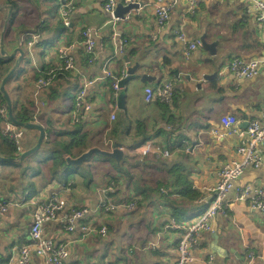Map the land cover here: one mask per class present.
<instances>
[{
	"label": "crops",
	"instance_id": "1",
	"mask_svg": "<svg viewBox=\"0 0 264 264\" xmlns=\"http://www.w3.org/2000/svg\"><path fill=\"white\" fill-rule=\"evenodd\" d=\"M260 1L264 3V0ZM65 2L72 5L69 25L61 33H55V28L42 33L41 45L35 46L37 35L31 32L29 36L32 37L26 43L22 40L17 44L4 41L9 19L7 7L10 5L0 1V41L4 50L11 53L20 47L24 54L20 68L24 60H27L24 64L28 63L12 82L7 83L8 80L5 84L4 90L11 103L16 101L18 105L33 99L37 107L43 105L40 98L43 97L44 105L36 110L39 114L29 122L50 130V136L58 142L69 140V133L79 137L87 130V136L74 149L85 148L84 152L93 147H105L109 125L120 112H125L133 127L129 136H123L126 146L119 142L123 152L130 148L131 137L136 133V121H141V141L149 138L147 142L167 149L169 154L162 158L137 156L139 152L133 154L131 166L138 168L141 175L134 176V171L127 168L132 177H128L126 171L123 175L118 167L120 163L114 160L115 166L113 161L103 157V161L110 164V170L104 175L98 174L100 177L96 176V186L93 187L92 178L88 184L78 176V171L73 175L78 165L68 164L72 165L68 166L72 167L68 169L69 176L65 178L66 173L61 175L65 168H56V159L78 156L70 157L60 152V147L54 148L59 150L58 153H51L52 145L43 142L48 140L44 130L39 149L43 148L45 154L37 160L43 168L30 171V164L23 165L28 157L18 161L21 164L0 163V200L10 203L7 213L0 215V264H19V249L31 244L29 228L34 205L47 201L52 195L66 202L65 209L58 213L63 219L72 208L85 209L84 215L73 223V230H67L64 226L67 223L60 222L59 217L42 225L44 236L66 246L68 255L62 264H174L181 230L169 226L174 222L184 225L204 210L213 199L212 188L220 168L238 158V138L226 133L220 118L235 116L236 127L242 130L245 122L261 118L264 112V23L257 21L256 12L247 0H200L194 12L188 10L186 0H180L164 24H158L156 20L154 0H139L137 8L124 13L123 17L128 16L127 19L115 22L104 10V0ZM116 3L125 4L123 0H116ZM61 5L60 0L59 7ZM40 8H45L43 2H40ZM30 17L26 15L28 24H31L28 26L32 27ZM43 20L54 27L57 16L44 15ZM84 28L91 29L95 36L92 61L88 60L82 44ZM179 30L183 31L187 41L199 40L204 31L207 42L218 39L215 55L211 56L199 45L189 58H185V43L176 36ZM121 41L125 43L119 52ZM59 48H66L74 61V67L65 79L55 75L63 67ZM18 54L16 52L11 58V67ZM122 55H126L131 63L139 61L143 67L138 73L146 74L148 80L140 82L138 77L127 82L125 108L119 109L116 97L111 101L110 79L103 70L116 72L125 68ZM234 59L257 60L256 74L250 78L232 75L228 65ZM207 60H211L210 63ZM43 67L45 72L54 74L55 79L51 81L53 94L48 91L49 87L37 88L32 80L35 71ZM202 74L212 76L205 80ZM87 80L92 83L84 88L83 100L90 104V109L74 116L73 97ZM167 80L174 86V95L168 106L165 109L160 107L158 99L145 102L144 88H155ZM111 114L115 115L112 120ZM79 117L81 120L76 121ZM0 124L2 126L3 121ZM213 129L224 136H215ZM37 138V130L24 131L22 151L34 146ZM112 143L105 150H110ZM4 150L5 142L0 138V151ZM261 153V165L247 167L236 180L237 186L251 184L264 188V145ZM25 167L26 178L23 175ZM113 177L118 181V187L126 189L120 191L118 188L110 193L107 201L128 203L138 195L141 213L134 212L138 207L136 204L133 209L121 207L115 210L101 205L104 199L101 189ZM138 178L141 179V194L133 189ZM179 179L188 185L176 186ZM188 188L198 191L201 197H188ZM223 202V212L210 218L209 227L199 233L190 264H250L249 254L253 255L251 264H264V213L252 208L247 200H235L233 191ZM178 213L182 215L176 219L173 214L178 216ZM82 225H90L95 231L83 233ZM101 226L107 229L104 235L98 232ZM27 264L47 263L31 250Z\"/></svg>",
	"mask_w": 264,
	"mask_h": 264
},
{
	"label": "built area",
	"instance_id": "2",
	"mask_svg": "<svg viewBox=\"0 0 264 264\" xmlns=\"http://www.w3.org/2000/svg\"><path fill=\"white\" fill-rule=\"evenodd\" d=\"M180 0H154V14L158 24H164L170 16V11L179 3ZM188 3V10L194 12L198 6L200 0H186ZM253 6L256 12V19L260 23H264V3L260 0H247ZM126 4L128 2L138 3L139 0H123ZM116 4V0H104L103 7L104 10L110 17L112 22H115L118 18L114 16L113 10ZM72 12V5L69 2H65L58 9V14L64 26L69 25V16ZM128 16L123 17L127 19ZM82 44L84 50L88 56V60L92 61L94 59V32L89 28H84L82 30ZM176 36L178 39L185 43L184 57L188 58L195 51V49L200 45L199 40L187 41L185 35L182 31H176ZM31 41L28 42L31 45ZM125 41H121L118 44V50L121 52L123 50ZM59 57L63 59V68L71 71L74 67L73 58L67 54L66 48L58 49ZM258 61L254 59L241 60L234 59L229 65V72L236 76L237 78H250L254 76L257 72ZM106 77L111 80L112 88L115 91L114 97L117 96L119 88L117 87L118 81L125 76L124 69L121 70V74L116 76L109 69L103 70ZM51 82V76L45 78H39L37 80L38 87H46ZM92 80L84 81L83 85L77 89L75 102L74 116L78 112L85 113L90 109V104L83 100L84 88L91 84ZM144 100L145 102H150L158 99L161 102L169 103L174 94V86L171 81L167 80L157 87L146 86L144 88ZM6 106H0V114L6 118L7 110ZM111 120L115 118L114 114L110 116ZM220 124L227 129V134H235L238 138V144L236 147V152L238 158L232 160L230 163L223 165L219 172L218 178L215 186L212 188L213 199L208 204V206L200 211L194 219L190 220L186 224L172 223L169 227L173 229L181 230L179 240L176 248V260L174 264H190L193 255L192 250L197 247L198 236L201 230L207 229L208 221L213 216L220 214L224 209V199L226 195L233 191V198L235 200H247L249 205L264 213V188L256 185L245 184L242 186H237L235 184L238 177L247 167H258L262 162L261 148L264 145V112L261 118H254L248 120L245 129H237V119L233 115H224L220 118ZM2 133L13 140L18 151L22 149L21 139L23 136V130L13 124L10 121H6L2 126ZM215 136H224V133L219 132L217 129L212 130ZM139 155H152L155 157L168 156V150L162 149L160 147L154 146L153 143L145 142L138 148ZM116 190L114 182L107 183L101 191L103 193L104 199L101 205L105 209L114 210L116 208L126 207L133 209L135 207V200L128 203H110L107 201V197L110 193ZM10 203L0 200V215L6 214L9 210ZM66 202L64 199L57 195H52L47 201L35 203L32 222L29 228V235L31 239L30 245L22 246L19 249V264H27L30 258L31 250L34 253L42 257L47 264H62L63 259L68 255L67 248L64 244H56L54 240L50 237H46L42 234V225L51 220H57L59 217L60 222L67 223L64 225L67 230H73V223L75 220L80 219L84 213L85 209L82 208H72L70 212L63 219L59 216V211L65 209ZM81 230L83 233L89 234L91 231H95L94 227L90 225H82ZM107 229L105 226L98 228V232L101 235L106 233ZM253 255L249 254L248 263H252Z\"/></svg>",
	"mask_w": 264,
	"mask_h": 264
},
{
	"label": "trees",
	"instance_id": "3",
	"mask_svg": "<svg viewBox=\"0 0 264 264\" xmlns=\"http://www.w3.org/2000/svg\"><path fill=\"white\" fill-rule=\"evenodd\" d=\"M32 5L30 6V8L28 6H25L22 0H4V3L8 4L11 6V13L4 31V41L5 42H9L11 44L13 43H19L20 40H22L23 43H26L29 39H31L32 35L29 36L31 33H33V35H37V41L35 42V46H39L41 45V34L42 33H47L50 32L51 30H53V28H55V33H61L62 30H64L66 27L63 25L61 19H59V14H57V9L60 5V0H28ZM40 2H43L44 4V9L40 8ZM43 14L41 15L42 17H39L38 22L36 21L37 16H39V14ZM29 14L31 15V17L34 16V20L31 21L33 22L32 27H29L28 25V21L26 19V15ZM54 14L57 16V20H56V24L54 27H51V25H49L46 21L43 20V16L44 15H53ZM31 32V33H29ZM27 33V36L25 35ZM24 35V36H23ZM26 59V57H25ZM29 59V57H28ZM25 62L27 60H24ZM0 65H5V72L4 74L10 69L11 67V58L9 59H5V58H0ZM63 66V63H62ZM70 74L68 72V70L64 69L63 67H61V70H57L55 72L56 78H62L65 79V76ZM0 75V80L3 77V75ZM113 74H115L116 76H119L121 74V71H114ZM47 76H51V81L54 77V74L48 73L47 71L45 72V68L43 67L42 69H39L37 71H35L34 75H33V82L35 84V86L39 89H46V87L48 88V91L53 94L52 91V85L51 82L48 86L46 87H38L37 86V80L39 78H45ZM6 84V83H5ZM69 85V83H67ZM110 84V96H111V101H113L114 99V90L112 88V84H111V80L109 82ZM216 87V86H214ZM4 89H5V85H4ZM48 91H46L47 94ZM44 92V90L42 91V93ZM174 95V94H173ZM42 100V103L44 105V101H43V97H40ZM75 99V97H73V100ZM0 106L6 105V101L5 98L2 94V92L0 91ZM28 104L31 106H28ZM169 103L166 102H158V105L160 107H162L163 109H165L166 106H168ZM43 105L37 106L35 105L33 99H28L26 103L20 102L18 105L16 104V101H13L11 103V108H12V113L14 118L17 121H22V122H29V121H34L35 120V116L39 114V112H36V110L40 107H42ZM7 107V106H6ZM38 118V117H37ZM5 118L0 115V122H2ZM81 120V117H79L76 121ZM75 125H80L79 122H75ZM3 126V124H2ZM2 126H0V138L5 142V150L4 151H0V155L5 156V157H16L18 156L21 152L22 149L20 151L17 150L16 145L14 144L13 140H11L9 137L5 136L2 133ZM17 126V125H16ZM20 127V126H18ZM131 127L132 123L130 124L127 120L126 114L125 112H120L119 115L117 116V118L109 125L107 133L105 135V139L106 142L104 143L105 147H101L103 149H109L111 146L112 142H123V144L125 145V141H124V137L123 136H129L131 133ZM45 133H47V139L48 140H44V144H51V153H58L59 150L54 149L55 147H60V152H64L65 154H68L70 157H75V156H79L81 155L85 148H80L77 151H74V149L76 147L80 146L81 141L87 136V130H84L79 137L74 135L73 133H69L70 135V139L67 141H63V142H58L56 139H52V137L50 136V130L44 128ZM4 136V137H3ZM144 137H149V136H144ZM133 139H136L137 141V146L139 147L140 145H142L143 143L147 142V140L149 139H143L141 141V121H136V133L134 134V137H131ZM140 139V141L138 140ZM21 144H22V139H21ZM130 144V143H129ZM126 146V145H125ZM62 150V151H61ZM104 158L110 159L111 161H113L114 165L115 161L112 158L106 157V156H102ZM27 158V157H26ZM25 159V158H24ZM23 159V160H24ZM88 160V158L86 159V161ZM122 159L120 160V164H119V168L121 165ZM0 163H5V162H0ZM17 164H21V162H18ZM55 167L57 168L58 166H62L66 169V174L64 175V177H68L69 176V172L68 169L72 168V167H68V166H72V165H68L66 158H57L56 162H54ZM74 168V166H73ZM126 172L129 174L127 175L128 177H132L130 174V172L128 170H126ZM114 182L115 186H116V190H118V181L116 180V178H111L108 183L110 182ZM188 183L186 181H183L182 179H179V181H177L175 183L176 186H182ZM134 191L137 193L141 194V179L138 178L135 180L134 182ZM179 193H181L180 190H178ZM189 191V192H188ZM187 194L188 197H190L191 199H197L199 197H201V194L196 191L195 189H191L188 188ZM141 198L137 195L135 197L132 198V200H135L136 205H140L141 203ZM131 201V200H130ZM172 202V201H171ZM169 203L170 205L172 203ZM196 205L193 206V208H195ZM183 211V210H182ZM174 217L176 219H178L182 213H178V216H176L175 214H173Z\"/></svg>",
	"mask_w": 264,
	"mask_h": 264
},
{
	"label": "water",
	"instance_id": "4",
	"mask_svg": "<svg viewBox=\"0 0 264 264\" xmlns=\"http://www.w3.org/2000/svg\"><path fill=\"white\" fill-rule=\"evenodd\" d=\"M65 0H61V4H64ZM138 7V3H131L128 2L126 4H122V3H116L114 10H113V14L115 17H117L118 19H122L124 13H128L131 9L133 8H137ZM8 9V14H7V18L10 16L11 13V6L7 7ZM206 32L204 31L202 33V35L199 37V42H200V47L204 50H206L211 56L215 55V49L216 46L218 44V39L213 40L212 42H207L206 39ZM18 52V56L16 57V60L13 64V66L9 69V71L5 74V76L2 78L1 82H0V91L2 92L6 104H7V109H8V118L9 120L17 125L20 126V128L24 131L28 130V129H35L38 131V138H37V142L34 144V146L28 148L25 151H22L18 156L16 157H5L0 155V162H5V163H9V162H18L23 160L24 158L28 157L29 155L35 153L41 146V143L44 139V130L42 128V126L36 122H22V121H17L12 113V108H11V100L9 98V95L6 93V91L4 90V85L5 83L10 80L13 77V74L15 71H17L20 68V62L23 59V51L20 47H16L11 53H7L4 50V45L2 40L0 41V56L2 58L5 59H9L12 58L15 53ZM122 58L125 60V76L123 78H121L118 83H117V87L119 88V91L117 93L116 96V105L119 109H124L125 108V84L135 78L139 77V81L140 82H144L145 80H148V77L146 76V74H139L138 70L141 69V67H143L141 65V63L139 61H136L134 63H131L130 59L126 56V55H122ZM211 60H207L206 62L210 63ZM211 74H202V78L205 80H209V78L211 77ZM248 121L245 122V125H247ZM246 127V126H245ZM96 154L98 156L103 155L109 158L114 159L117 164H119L120 159L123 158L124 156V152H123V148L121 147V145L118 142H113L112 143V147L110 150H105V149H101L98 147H93L90 148L89 150H87L86 152L82 153L80 156L76 157V158H69L67 157L66 160L68 162V164H72V165H80L83 161H86V159L89 157H91V155ZM64 172L66 173V169H64Z\"/></svg>",
	"mask_w": 264,
	"mask_h": 264
},
{
	"label": "rangeland",
	"instance_id": "5",
	"mask_svg": "<svg viewBox=\"0 0 264 264\" xmlns=\"http://www.w3.org/2000/svg\"><path fill=\"white\" fill-rule=\"evenodd\" d=\"M0 1H2V3H3V0H0ZM22 1H23L24 5L28 6L29 8L32 5L28 0H22ZM0 7H1V5H0ZM33 20H34V16L29 18V22H31ZM24 63L21 64V68L19 70L14 72L13 77L7 83L12 82L15 79L16 74L19 73L20 71H22V69L25 67V65L28 64V63H26V64H24ZM5 68H6L5 65H2V66L0 65V75L4 74ZM138 148L139 147L137 146L136 139L131 138L130 148L127 150L124 149L125 152H124V156L122 158V162L120 165L121 170H122L121 172L123 173V175L125 174V171L127 170V168H131V170L134 171V173H133L134 176L141 175V171L138 168L131 166V162L133 161V157H131V156L133 154H137ZM44 154H45V151L43 148L38 149L35 153L28 156V158L23 162V165L26 162H27V164H30V166H31L29 168L30 171L43 168V165L40 164L37 160L41 159L44 156ZM137 156H139V153ZM102 158H103L102 156L99 157L96 154L91 155V157H89V159L87 161H83L80 165H78L79 168L74 171L73 175H75L76 171H78V176L82 177V179H83L82 181H86V182L88 181L87 182L88 184H89V179L92 178L91 181H93V187H95L96 185H95L94 180L96 179V176L100 177V176H98V174L104 175L105 173H108L107 171L110 170V164L107 162H104ZM26 171H27V167L24 168V172H23V175H25L24 178H26ZM91 171H93V172L91 173ZM64 173L65 172L63 169L61 172V175ZM24 181L26 182V180H24ZM125 189H126L125 187H122V188H120V191H123ZM134 212L135 213H141V203L137 207V209L134 210Z\"/></svg>",
	"mask_w": 264,
	"mask_h": 264
},
{
	"label": "bare ground",
	"instance_id": "6",
	"mask_svg": "<svg viewBox=\"0 0 264 264\" xmlns=\"http://www.w3.org/2000/svg\"><path fill=\"white\" fill-rule=\"evenodd\" d=\"M57 13H58V12H57ZM182 32H183V31H182ZM94 37H95V36H94ZM179 41H180V40H179ZM29 42H30V41H29ZM180 42H181V41H180ZM56 52H57V51H56ZM69 55H70V54H69ZM188 58H189V57H188ZM85 90H86V89H85ZM85 90H84V91H85ZM84 97H85V96H84ZM85 102H86V101H85ZM5 106H7V105H5ZM6 110H7V115H6V118L3 116V117L5 118V119L3 120V123L6 122V121H10L9 118H8V109L6 108ZM0 115H1V114H0ZM10 122H11V121H10ZM110 122H112V121H110ZM0 125H1V124H0ZM23 132H24V131H23ZM3 137H4V136H3ZM161 158H162V157H161ZM158 159H159V158H158ZM156 160H157V159H156ZM131 200H132V199H131ZM38 203H39V202H38ZM126 203H127V202H126ZM128 209H129V208H128ZM114 210H115V209H114ZM108 212H109V211H108Z\"/></svg>",
	"mask_w": 264,
	"mask_h": 264
}]
</instances>
